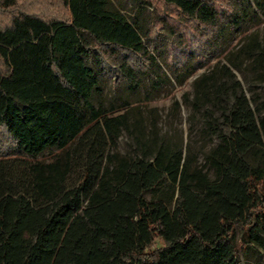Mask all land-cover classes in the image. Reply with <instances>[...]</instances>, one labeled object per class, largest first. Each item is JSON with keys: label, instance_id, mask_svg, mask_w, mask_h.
<instances>
[{"label": "trees", "instance_id": "trees-1", "mask_svg": "<svg viewBox=\"0 0 264 264\" xmlns=\"http://www.w3.org/2000/svg\"><path fill=\"white\" fill-rule=\"evenodd\" d=\"M59 2L62 17L20 10L0 26V264H242L264 229V96L247 97L231 68L264 83V37L192 81L184 135L163 129L156 105L125 106L170 83L156 57L177 85L195 68L179 75L148 51L157 24L174 34L190 21L216 40L264 20V0H161L178 25L143 15L151 0L126 13Z\"/></svg>", "mask_w": 264, "mask_h": 264}, {"label": "rangeland", "instance_id": "rangeland-1", "mask_svg": "<svg viewBox=\"0 0 264 264\" xmlns=\"http://www.w3.org/2000/svg\"><path fill=\"white\" fill-rule=\"evenodd\" d=\"M156 9L150 7L147 9V12H144L143 15L149 13V16H156L159 14H168L167 17L170 18L169 22L171 24L178 25L176 22L174 9L162 4L161 0H151ZM3 0H0V26L5 25L8 20L18 13L20 10L34 11L38 14H44L45 16H64L67 14L66 8H64L59 0H15L14 5L4 6L2 5ZM114 5L123 7L122 11L127 12L129 10V5L126 3L127 0H112ZM217 6L221 10L229 9V4L227 2H217ZM155 11V12H154ZM171 15V16H169ZM251 22H248L249 25ZM194 25L190 21H183L179 23L178 30L174 34H169L165 32V29L160 25H156L154 30L158 34H152L150 41L147 45V49L152 53L153 45L155 44L159 48L160 53L163 58L166 59V62L169 63L176 69V73L181 75L185 70V67H195L193 71L185 78L181 85L175 84V80L171 77L169 69H167L162 63L159 57L157 59L158 63L161 65L162 71L168 75L170 83H167L162 87L160 96L154 98L150 101H138L132 102L130 105L125 107H138V106H153L156 105L159 108L161 114V124L163 129L167 130L168 133H173L174 131L181 132L185 134L187 127L189 126L188 121H186L187 116L190 112V109L183 104V97L188 96L191 98L193 95L192 81L197 78V76L203 72L208 71L214 64H227L225 61V54L233 49L238 47L242 39L256 31L258 32L259 37H264V20L260 23L254 24L253 26L248 27L244 32L233 31L232 34L234 38L229 42L225 51H222L227 44L229 36L218 37L216 40L212 38V29H209L207 26ZM214 43L212 42V40ZM129 62L131 64L137 65L139 60H136L134 57H131ZM109 75L108 77L116 78L117 76V66L114 61H110ZM201 64V65H200ZM231 68V67H230ZM235 78L240 82L242 90H244L247 97L252 96L253 92H259L264 96V83L261 81H256L255 83L246 82L243 71H239L231 68ZM4 72V67L0 63V73ZM251 84V85H250ZM169 89L166 93L165 91ZM135 98V96H132ZM176 100L179 105L177 109L173 101ZM124 108H118L116 110L110 111L111 114L120 113L124 111ZM198 143L193 147L197 148ZM123 146V143H121ZM54 153L51 155L39 156L37 159L49 160ZM36 159V160H37ZM148 197V196H147ZM260 240H254L253 238H248V242L253 244L252 254L246 259H242V264H264V229L260 232ZM235 238L240 240L243 238L242 230L240 226L235 227ZM162 241L159 238H155L154 242L148 246V250L154 249L157 246H160Z\"/></svg>", "mask_w": 264, "mask_h": 264}]
</instances>
